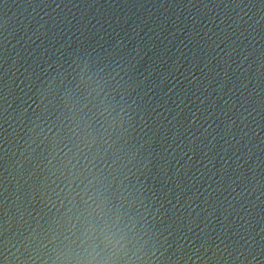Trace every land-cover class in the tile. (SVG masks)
I'll return each instance as SVG.
<instances>
[{
    "label": "water",
    "instance_id": "obj_1",
    "mask_svg": "<svg viewBox=\"0 0 264 264\" xmlns=\"http://www.w3.org/2000/svg\"><path fill=\"white\" fill-rule=\"evenodd\" d=\"M104 228L264 264V0H0V264Z\"/></svg>",
    "mask_w": 264,
    "mask_h": 264
},
{
    "label": "clouds",
    "instance_id": "obj_2",
    "mask_svg": "<svg viewBox=\"0 0 264 264\" xmlns=\"http://www.w3.org/2000/svg\"><path fill=\"white\" fill-rule=\"evenodd\" d=\"M100 243L95 241V229L86 230L75 247H57L52 264H131L127 250L120 245L117 233L101 230Z\"/></svg>",
    "mask_w": 264,
    "mask_h": 264
}]
</instances>
